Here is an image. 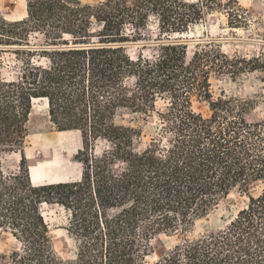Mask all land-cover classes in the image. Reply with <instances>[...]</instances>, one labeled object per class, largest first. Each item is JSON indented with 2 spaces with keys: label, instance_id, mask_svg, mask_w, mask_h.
Listing matches in <instances>:
<instances>
[{
  "label": "trees",
  "instance_id": "16d2710c",
  "mask_svg": "<svg viewBox=\"0 0 264 264\" xmlns=\"http://www.w3.org/2000/svg\"><path fill=\"white\" fill-rule=\"evenodd\" d=\"M237 3L27 0L24 19L0 16V51L17 58L10 75L0 61V240L17 241L10 252L0 249V264H151L157 236L186 233L236 188L250 201L228 227L184 238L153 264H264V190L250 193L264 183V123L247 118L248 101L214 98L212 76L233 68L215 40L189 58L187 44L173 39L219 10L230 26L242 23ZM152 19L157 48L133 58L124 43L146 40ZM34 33L44 43L32 44ZM72 43L86 46L42 48ZM39 97H47L59 131L81 135L78 178L31 179L24 146ZM159 100L165 105L157 110ZM196 100L207 101L210 113L197 111ZM119 109L157 112L149 143L139 146L142 131L115 121ZM100 140L106 145L97 153ZM14 152L19 169L6 172L3 159ZM45 204L68 212L72 259L54 250Z\"/></svg>",
  "mask_w": 264,
  "mask_h": 264
},
{
  "label": "rangeland",
  "instance_id": "374dc122",
  "mask_svg": "<svg viewBox=\"0 0 264 264\" xmlns=\"http://www.w3.org/2000/svg\"><path fill=\"white\" fill-rule=\"evenodd\" d=\"M82 1L83 3H95L98 0ZM238 2L235 4L234 12L243 15L242 23L230 26L226 10H219L209 14L204 21L198 23L202 25L200 35L195 29L191 32L194 34L192 36L179 37L174 34L173 39L186 40L189 58L200 43L215 40L221 46L222 51L233 60V68L230 72L215 73L212 76L211 87L214 98L227 96L246 100L249 103L247 118L250 121L264 123V0H238ZM0 16L7 21L24 19L27 16V0H0ZM145 35L146 40L133 41L126 45L133 58H136L140 51L147 56L155 52L157 41H159L157 40L159 28L155 19L151 20L148 29L145 30ZM197 39L201 41H196ZM43 41L44 36L40 33H34L30 37L32 44L44 43ZM145 45L147 47H144ZM8 46L10 45L4 44L3 48ZM0 61L5 74H12L17 61L14 51H0ZM48 103V100L37 101L33 105L28 124L29 136L24 146L25 153L29 152L37 160H46L47 153H52L55 159L53 167L60 169L57 168L54 173L56 175L58 173L59 178L63 180H69L71 176L78 178L81 172L75 162H78L76 156L83 147L81 135L79 131H59L51 120ZM164 105V102L159 100L157 110L162 109ZM194 107L204 114L210 113L207 101L196 100ZM115 121L140 129L142 135L138 139V145L141 147L149 143L150 139L156 135L160 125L156 111L145 114L119 109ZM105 145L106 142L103 140L98 141L96 152H101ZM20 160V153L7 154L3 159L5 171H17ZM43 183L45 181L39 184ZM263 190L264 183H257L251 188L250 193L258 196ZM249 201L248 193L242 192L239 188L234 189L227 197L222 198L207 215L197 219L186 233L157 236L152 241V251L147 261L151 264L155 263L184 238H197L225 229L237 214L248 206ZM43 212L50 226L54 250L63 258L72 259L77 248L75 239L67 229L69 222L67 210L59 205L45 204ZM15 247H17V241L10 234H5L1 238L0 249L2 251L10 252Z\"/></svg>",
  "mask_w": 264,
  "mask_h": 264
},
{
  "label": "bare ground",
  "instance_id": "6f19581e",
  "mask_svg": "<svg viewBox=\"0 0 264 264\" xmlns=\"http://www.w3.org/2000/svg\"><path fill=\"white\" fill-rule=\"evenodd\" d=\"M195 29L197 30L198 35H200L202 25L196 24L195 27L190 29L188 32L179 33V34L176 33L175 36H179V37L192 36L194 34L191 32H194ZM37 101H47V98L46 97L34 98V102H37ZM27 153H28L27 154L28 166H29L30 175H31V179H32L33 183H40L41 181H45V182H61V181H63V179L59 178L58 173H57V175L54 173L55 172L54 170H56L58 167L56 169L53 167V165H54L53 161L55 159L52 156V153L46 152L47 153L46 160H43V159L37 160V158L34 159L29 152H27Z\"/></svg>",
  "mask_w": 264,
  "mask_h": 264
},
{
  "label": "water",
  "instance_id": "95a60500",
  "mask_svg": "<svg viewBox=\"0 0 264 264\" xmlns=\"http://www.w3.org/2000/svg\"><path fill=\"white\" fill-rule=\"evenodd\" d=\"M173 40V39H171ZM174 41H178V42H182V43H185L186 40H181V39H174ZM196 41H201V39H197ZM159 41H157L158 43ZM167 42H170V41H167ZM129 43H124V45H128ZM75 46H86V45H81V44H70V45H67V44H62V45H50V46H45V47H42V48H47V49H53V48H62V47H75Z\"/></svg>",
  "mask_w": 264,
  "mask_h": 264
},
{
  "label": "crops",
  "instance_id": "0c3cea01",
  "mask_svg": "<svg viewBox=\"0 0 264 264\" xmlns=\"http://www.w3.org/2000/svg\"><path fill=\"white\" fill-rule=\"evenodd\" d=\"M47 98V97H46ZM48 100V99H47ZM33 102H34V99H33ZM35 103V102H34ZM49 104V103H48ZM26 154H28V153H26ZM63 181H66V180H63Z\"/></svg>",
  "mask_w": 264,
  "mask_h": 264
}]
</instances>
